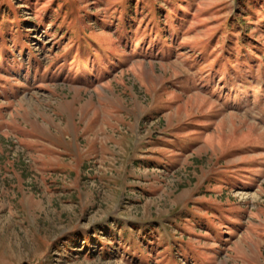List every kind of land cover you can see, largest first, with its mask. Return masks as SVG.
<instances>
[{
	"label": "rangeland",
	"instance_id": "rangeland-1",
	"mask_svg": "<svg viewBox=\"0 0 264 264\" xmlns=\"http://www.w3.org/2000/svg\"><path fill=\"white\" fill-rule=\"evenodd\" d=\"M0 264H264V0H0Z\"/></svg>",
	"mask_w": 264,
	"mask_h": 264
},
{
	"label": "crops",
	"instance_id": "crops-1",
	"mask_svg": "<svg viewBox=\"0 0 264 264\" xmlns=\"http://www.w3.org/2000/svg\"><path fill=\"white\" fill-rule=\"evenodd\" d=\"M73 157V159H77V157L76 156H72ZM69 172V171H68ZM74 173H71V174H73V183L75 182V183H79L78 181H80L81 179H82V177L80 176V172H79V170H75V171H73Z\"/></svg>",
	"mask_w": 264,
	"mask_h": 264
},
{
	"label": "trees",
	"instance_id": "trees-1",
	"mask_svg": "<svg viewBox=\"0 0 264 264\" xmlns=\"http://www.w3.org/2000/svg\"><path fill=\"white\" fill-rule=\"evenodd\" d=\"M168 14V11H166V15ZM143 256V255H142Z\"/></svg>",
	"mask_w": 264,
	"mask_h": 264
}]
</instances>
